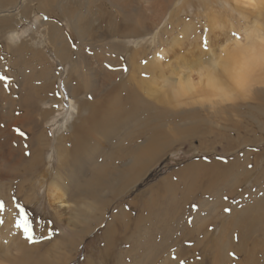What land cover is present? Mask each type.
Returning a JSON list of instances; mask_svg holds the SVG:
<instances>
[{
	"label": "rangeland",
	"instance_id": "1",
	"mask_svg": "<svg viewBox=\"0 0 264 264\" xmlns=\"http://www.w3.org/2000/svg\"><path fill=\"white\" fill-rule=\"evenodd\" d=\"M26 1H0V77L6 79H0V93L5 94L10 90L1 86L2 82L10 81L8 72L4 70L8 54L11 55L12 63L22 67L24 73L12 81V98H19L21 86L34 88L45 83L46 76L42 77L43 80L34 77L28 60L24 64L19 63L26 58L19 59V52L10 53L9 49L23 44L26 56L38 47L45 53L46 56L40 55L50 70L51 92L44 96L54 98V101L46 99L38 104L40 109L48 111L42 126L47 132V143L42 146L36 143L40 147L38 165L32 169L23 168V172L18 171L17 174H0V199L6 204V211L0 215V219L4 220L0 224V252L13 245L18 247L16 250L11 249L13 251L9 260L0 258V264H86L87 259H93L95 264H180L181 261L184 264H210L205 249L211 248L214 237L221 233L233 236L236 241L233 234L229 235L228 229L226 234L221 230L222 222L228 224L232 211L234 214L241 210L243 203L249 200L248 189L256 194L264 188V75L261 68L255 69V79L250 80L241 91L235 88L236 84L225 73L219 72L221 85H226L225 89L230 92L227 99L215 92L200 90L173 100L169 98V84L188 69L194 70L199 62L209 66L219 56L227 59L226 53L236 54L248 45L246 34L251 39L257 30L264 35V0L260 7L254 6L252 1L165 0L162 11L158 5L156 11L151 10L156 0H134L132 12L144 13L151 26L145 29L147 32L137 28L138 31L131 36H123L125 38L121 40L127 45L123 46L124 54L118 52L115 55L116 52H111L117 58L120 56L117 66H111L106 60V64H103L91 50L93 43L102 44L100 34L103 29L106 31L103 27L100 29L99 5L103 4L105 9L113 13L116 11L115 6L104 0H79V5L70 0L69 6L74 12L71 11L70 16H67L69 20L63 15L57 16L58 12L55 16L45 18L41 14H34L33 11L39 10L29 6L26 15H23L28 18L15 23L23 13ZM60 1L57 0V3L60 4ZM115 14L111 16L114 20L120 17L118 13ZM49 22L56 24L62 35H65L70 51L68 60L57 59L61 55L56 54L58 50L55 43L50 44L48 41L49 35L45 39L40 37L38 46V33L43 32V24ZM11 25H14L13 29ZM81 32L87 35V38L83 36L86 41L81 57L87 58L89 64L82 66L81 82L96 80L87 72L89 67L100 71L113 69L116 72L114 81L103 86L100 83L98 89L101 97L105 98L111 85L122 84L114 95L124 104L117 121L112 120L113 126L103 124L97 126V130L88 131L86 138L90 147L96 145L98 148L90 152L84 165L75 162L70 164L57 151L60 144L57 138L68 132L79 110L66 80L74 85L72 74L75 71L71 69L76 65L75 57L80 49L76 36L79 33L83 35ZM205 40L208 43L206 52L203 47ZM100 48L101 52L107 53V47ZM133 52L135 58L131 59ZM159 53L163 54L160 59L156 57ZM37 63L41 62L38 60ZM191 76L196 82L197 73L192 71ZM24 79L26 81H22ZM124 88L128 93L131 91L141 103L138 111L129 115L125 112L129 111L132 93L124 94ZM83 96L93 100L86 93ZM1 106L0 109L5 108L4 103ZM153 131L158 133L156 144L159 150L147 158L143 168L135 162L136 151L150 141ZM61 145L67 148L65 143ZM28 155L24 162L29 158ZM105 162L111 170L125 177L109 174L106 181L116 179L114 184L110 186L106 182L95 190L94 197H87L80 192L81 182L84 179L86 181V177L100 163ZM52 183L56 185L54 195L58 196L60 192L64 195L62 200L57 197L60 202L50 195L54 187ZM259 193L258 196L263 197V193ZM13 198L28 213L32 222V240L27 238L21 228L16 227L17 209ZM92 198L101 201L100 205L106 207L103 218L71 247L68 245L67 229L82 225L76 216L81 213L83 204L94 200ZM145 206L147 209L142 211ZM235 208L239 210L235 211ZM76 210L81 211L75 213ZM109 221H112L114 230L110 246L103 233ZM103 246L110 248L106 252L109 255H101ZM227 255L235 264L238 257L234 252L230 250ZM259 256L261 264H264V255Z\"/></svg>",
	"mask_w": 264,
	"mask_h": 264
},
{
	"label": "bare ground",
	"instance_id": "2",
	"mask_svg": "<svg viewBox=\"0 0 264 264\" xmlns=\"http://www.w3.org/2000/svg\"><path fill=\"white\" fill-rule=\"evenodd\" d=\"M35 1L36 0H27L26 1V6L23 10V13H21V15H19L18 21H16L15 23H19V22H21V20H25L28 18V16H23V15H26L25 13L29 10V6H32L33 10H35V9L39 10V11L36 10L37 12L33 11L34 14L38 13V14H41L42 16L47 17V18L51 17V16H55L57 12L59 13V14H57V16L61 15V17H62V15H63L64 17H67L68 15L70 16V13L72 11L71 10L72 8H70L71 6H69V5H71V4H69L70 0H63V1L61 0L62 2L60 0H58V1H60V4L57 3V0H42V2L38 0L37 3H35ZM74 1H76V3L79 5V0H74ZM104 1H106L111 6H115V9H116L115 13L116 14L118 13L117 15H119L120 17L117 16V19H115V20L112 19L111 16H113L115 13H113L110 9L106 8L107 9L106 10L103 7V4H100L98 7V9H99L98 10L99 11L98 19L101 22V25L104 24L103 26L100 25V29L102 27L106 29V31H104V29H103V33L100 34V37L102 36L101 37L102 40L100 39L102 42L101 41L100 42L103 45L102 44H100V45L96 44L95 45L94 43L92 45L89 43V45L92 46L91 47L92 53L94 54V56L96 57L97 60L101 59L102 62H104L106 60V62L111 64V66L112 65L117 66V62L120 61V59H119L120 56L117 58L116 56H114V53H111V52H116L115 55L118 54V52H121L122 54H124L123 53L124 51L122 52V49H123V46L126 47L127 45L121 39H124L125 37L131 36L132 34L136 33L138 31V29H142L144 32L145 29L146 30L149 29V27L151 26V23L149 22V19L144 15V13H140V11H138L137 13L132 12L134 10L132 9L133 5H131V4L133 3L134 0H104ZM166 1L165 0H156L153 3L154 9L152 7H150V9L152 8L151 10L154 11L158 5V7H161L160 11H162V8H164L166 5ZM235 1H238L239 3H246L248 1H252L254 6H256V7H260L261 4L263 3V0H235ZM29 3H32V4H29ZM253 4H252V6H253ZM13 6H14V3H13ZM78 7L79 6H77L76 8H78ZM0 9H2V8H0ZM73 9H74V6H73ZM72 12H74V11H72ZM155 13L156 12H154V14ZM71 16H73V15H71ZM152 16H154V15H152ZM67 19H68V17H67ZM4 22H5V24H7L6 21H4ZM43 23H46V22L43 21ZM43 25H45L43 32L38 33V38H37L38 46H39L40 40L45 39L46 35H49L48 41L50 42V44L53 42L55 43L54 46H56V49L58 50L56 54L61 55V57L57 56V59H59L60 61L61 60H64V61L68 60L70 58V51H69V48L67 45L68 43L66 42V39L64 37L65 35L64 36L62 35L63 33L60 32V30L57 28L56 24L49 22V24H43ZM10 27H11V29H13L14 25L13 26L11 25ZM79 27H81V26H79ZM0 32H2L1 24H0ZM8 32H10L9 29H8ZM139 32H140V30H139ZM143 32H141V34ZM145 32H147V31H145ZM256 32H257L256 35H253L252 39L248 37V34H246L247 38H248V45L245 46V48H243L242 50L237 51L236 54L226 53V57H228L227 59L226 58L222 59L221 56L217 57V54H216L215 57H217V58L214 59V61H212L209 64V66H207V65L204 66L203 64H199L200 63L199 62L195 66L194 70L188 69V71L186 73H184L183 75L181 74L177 78L174 77L176 80L172 84H169L170 88L166 84V86L170 89L169 90V95H170L169 98H171L173 100H178V99L182 98L183 96L188 95L189 92L200 91V90L205 91V92H211V93L215 92L216 94L219 95V97L223 96L226 99L229 98L230 92L229 91L227 92V88L225 89L226 85L225 86L221 85V80L218 76L219 72L225 73V71H224L225 65H230L232 68L231 72H228L225 74L231 79V81L234 84H236L235 83L236 75L242 71H245L248 68H251L252 71L247 77L246 85L249 83L250 80L255 79L256 76H253V72L255 69L261 68L263 75H264V35L262 34V32H259V30H257ZM81 33H83V32H81ZM96 33H97V30H96ZM3 35H4V33H3ZM11 35H13V34H11ZM83 36H84V33H83V35L79 33L78 37L76 36V38L79 40L78 44L80 46L79 47L80 49L76 53V57H75L76 65L71 69V71H75V74L74 73L72 74L74 77L73 79L75 81V82H72V83H74V85H71V83H69L68 79L66 80L68 82V84L70 85V88H71L69 91H71V94L73 95V97H75L72 99H74V101L77 103L79 110H78V113L76 114V118L71 123L70 128H68V132L62 134L61 136H59L57 138V141H59L58 143H60L59 145L57 143L58 154L59 155L63 154V157L65 156L64 158L68 159L70 164L72 162H75L79 165H84L85 161L89 158L88 156L90 155V152L98 148V146H96V145L90 147L91 146L90 142L86 138L88 131L91 129H96V128H98L97 126H100L103 124L108 125V126H110V125L113 126L112 124H114V123H112V120L114 119L117 121L118 117L121 115V112L123 111L122 106L124 105V104L120 103L117 99V96L114 95V93L118 92L117 90L121 89L122 84L115 83V84H113V86L111 85V88H109V90H108L109 92H107L106 97L105 98L103 96L101 97V92L98 89L99 84L101 83V85L103 86V84H105V83H109L111 81H114V78L116 77V72L113 71V69H111L110 67L109 68L111 71H109V69H107V70L105 69L106 71H103V70L100 71V70H97V68H96V70H93L94 68H90V67L88 68L87 67L89 65L88 62H86L88 59L87 58L84 59L85 58L84 56L81 57V52H83V47L85 45L84 41H86L84 39V37H86L87 35L84 37ZM123 36H125V37H123ZM40 37H41V39H40ZM132 37L135 38V36H132ZM110 38L117 39L118 41H113ZM177 40H176V42H177ZM96 41L98 42V40H96ZM179 41H181V40H179ZM173 42L176 43L175 41H173ZM97 45H99V46H97ZM46 46H47V44H45L44 47H46ZM100 46L105 47V48L107 47V49H106L107 53H105L103 51L101 52ZM28 47H30V46H28ZM236 50L237 49H233V51H236ZM9 51H10V53H12V52L18 53L19 52L20 53L19 59L26 58V60H20V62H19L20 64H22V63L24 64V62L25 61L27 62V60H28V62L30 63L29 64L30 69L34 71V73H33L34 77H38L41 80H43L42 79L43 76H46L47 78H46V80L43 81L45 83H41L39 86L34 87V88H27V87L23 88L21 86V90H20L21 93H20L19 98H17V99L12 98L14 96L11 93V91L14 89L12 81L17 80V78H16L17 75L21 76L22 67L15 66L11 61V55L10 54L7 55L8 60L4 66V70H6L8 72V76L7 75L6 76H7L8 80L10 78V81H8L7 83H5V81L2 82L1 86H3L4 88H7V90L10 88V90H9L10 93L9 92L8 93L5 92V94L0 93V107H2L1 104H3V103L5 104V106H4L5 108L0 109V174H2L3 172H9L12 174H17L18 171H19L18 173H20L21 171L23 172V168L24 169H32L35 165L36 166L38 165L37 161L40 160V157H39L40 153H38L40 147H38V145L42 146L43 144L47 143L46 142L47 136L45 134L47 132L42 128V126H43V121L47 117L46 114L48 112L47 110L40 109V106L38 104L40 101H45L46 99H48L50 102L54 101V98L49 99L46 96H44L45 94L48 95L51 92L50 91V84H49V81H51V79H50V77H48L50 75V73H49L50 70H49V67H46V60L40 55V54H43V55L45 54L44 52H42V48L41 47L36 48L35 50H33L30 53L31 55H28V56H26L27 53L24 54L25 50L23 49V44L17 46L14 49H9ZM104 51H105V49H104ZM162 53H159L156 57L158 59H160L163 55ZM50 54H51V52H50ZM134 54L135 53L133 52L130 55L131 59L133 58ZM155 54H157V53H155ZM44 56H46V55H44ZM1 57H3V56H1ZM27 57H28V59H27ZM95 57H93V58H95ZM91 59H92V57H91ZM196 59H198V58H196ZM38 60L41 63H37ZM95 62H97V61H95ZM38 64H41L42 67H38L39 66ZM103 64H106V63L104 62ZM109 64H107V65H109ZM223 64H225V65H223ZM83 65H87L86 66L88 68L87 70H89L87 72L90 75L96 77V80H93V82L90 81V83L88 81H87L88 83H85V82L82 83L83 81L81 80V78H82L81 74H82V66ZM37 67H38V69H37ZM83 67H85V66H83ZM103 67H104V65H103ZM145 68H147V67H145ZM192 71H194L198 75V79L196 82L192 79V76H191ZM117 73H118V71H117ZM51 76H52V74H51ZM118 76H119V74H118ZM69 77H70V75H69ZM70 79H71V77L69 78V80ZM171 79H172V77H171ZM4 80H6V79H4ZM22 81H26V80L24 79ZM18 82H19V84L21 83L20 81H18ZM235 88H237V87H235ZM124 91H126V93H124L126 95H130L132 93L131 91L128 93V90L127 89L125 90V88H124ZM0 92H1V88H0ZM84 93L88 94V96H90L93 100H91V99L87 100L86 98H84V96H83ZM77 96H80V97L77 98ZM171 99H170V101H171ZM89 100H91V101H89ZM49 101H46V102H49ZM139 103L140 102H138V100L136 99V97L132 93L130 95V102L128 105L129 111H127V112L124 111V112L127 115H129V113H135L136 111H138L139 107L141 106V103L140 104ZM142 105L144 106L145 104L143 103ZM146 111H147V109H146ZM142 112H143V110H142ZM142 123H146V121H143ZM157 135H158V133L156 131H153V133L150 137L151 139L149 138L150 141L149 142L147 141L148 143H145V141H144L145 145L142 143L143 146L141 145L140 147H138V149L136 151L135 162L137 164H139V166H142L143 164L145 166V162H147V158H149L150 156H153L159 150L158 145L156 144V142H157L156 136ZM63 143H65V145L67 144L66 149L63 145H61ZM27 153L30 154V156L28 155L29 158L27 159L26 162H24L25 158L27 156ZM58 157H60V156H58ZM62 162H63V164L65 163L64 161H62ZM99 165H100L99 167L95 168L89 174L90 176L88 175L86 177L87 182L85 181V179H84V181L81 182L82 186H81V188H79L80 192L84 193L87 197H90V198L92 196L94 197V194L96 193L95 190H98L100 185L107 182L106 179H107V176L109 174H112V175H115L118 177L119 176L125 177L120 172H116L114 170H111L109 168V164L107 162H105V164L100 163ZM138 169H136V170H138ZM140 170H142V169H140ZM137 175L139 176V174H137ZM128 177L130 178V175H128ZM114 180H116V179H114ZM114 180L112 178H110L108 180L107 184H109L110 186L113 185ZM168 185L169 184H167V186ZM52 186H54V187L51 188V191H50L51 194L50 195L52 197H54V200H56L57 197L62 200L64 195L61 194V192L58 194V196L54 195L56 192L55 191L56 185L54 183H52ZM64 188H65V186H64ZM260 190H261L260 193L259 192L258 193L261 195V192H262L263 197L258 196V193L254 194L255 191H253L252 189H248L249 200L245 201L243 203V207H241V210L237 209V210H239V211H237L235 208V211H237V212H235L234 214H233L234 208L231 209V210H233L232 213L230 211V213L232 214V218H230V220L228 219V224H226L225 222H222L221 230H224V232L226 234V231L228 229L229 235L232 236V234H233L236 237V241L233 240V238H232L233 236L228 237V235H223L221 233L218 237H214L211 240V243H212L211 248L208 247L207 249H205L206 252H208V259L210 260V264H234V262H232L234 260L231 261V258L228 257V255H227L228 251L230 254V250H232L234 252V254L238 257V259L235 261V264H261L260 259H259V257H260L259 255H262V256L264 255L263 254L264 253V188H262ZM92 199H94V198H92ZM96 200L94 199V200H92V202L89 201L90 203H87L85 205L83 204L82 211L78 210V211H81V213L79 215H77L76 218L78 219V221L82 225H80L77 228L67 229L68 232L65 231L68 234V236H67L69 239L68 245H70L71 247H74L76 245V243L79 241V239L84 234L89 232V230L91 229V226H93V224H96L97 222L102 220L103 211L105 210L106 207L104 205H100L101 201H96ZM101 200L104 202V199H101ZM58 202H60V200H58ZM145 207L142 208V211L147 209V207L146 208ZM78 211L76 210L75 213H77ZM141 215H143V214H141ZM76 224H77V222H76ZM234 232H236V234H234ZM103 233H104L107 245H109V246L112 245V239L114 238L113 237L114 230H113L112 221L107 222ZM66 244H67V239H66ZM17 248L18 247L16 245H13L12 247H10V249L5 248V250H2V252H0V258L5 259V260H9L11 257L10 254H12V251L16 250ZM11 249H13V250H11ZM108 250H110V248L109 247L107 248V246H105L101 255L108 252ZM109 254H107V255H109ZM205 255H206V253H205ZM114 257H116V255ZM102 258H103V256H102ZM101 261H102V259H101ZM113 262H114V260H113ZM85 263L86 264H95L93 262V259H87L85 261Z\"/></svg>",
	"mask_w": 264,
	"mask_h": 264
},
{
	"label": "snow or ice",
	"instance_id": "3",
	"mask_svg": "<svg viewBox=\"0 0 264 264\" xmlns=\"http://www.w3.org/2000/svg\"><path fill=\"white\" fill-rule=\"evenodd\" d=\"M233 35H235V33ZM203 47L205 51L208 50V43L206 40L203 43ZM224 71L225 73L231 72L232 71L231 66L225 65ZM251 71H252L251 68H248L245 71H242L236 75V79H235L236 87L240 89L241 91L245 89L247 77L251 73ZM0 79H5V77H0ZM249 167H251V165H249ZM13 200H14L15 208L17 209V219L15 222L16 227L21 228L23 232L26 234L27 238L29 240H32V222L28 218V213L23 205L15 202V198H13ZM5 211H6L5 201L0 199V215H2ZM3 223H4V220L0 219V224H3ZM180 264H184V262L181 261Z\"/></svg>",
	"mask_w": 264,
	"mask_h": 264
}]
</instances>
